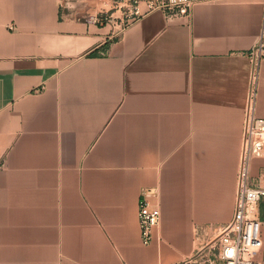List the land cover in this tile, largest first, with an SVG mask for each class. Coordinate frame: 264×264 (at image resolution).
Masks as SVG:
<instances>
[{
    "label": "crops",
    "instance_id": "1",
    "mask_svg": "<svg viewBox=\"0 0 264 264\" xmlns=\"http://www.w3.org/2000/svg\"><path fill=\"white\" fill-rule=\"evenodd\" d=\"M118 14L0 0V264H174L234 215L264 0ZM250 173L264 185V157ZM142 196L161 211L149 243ZM259 217L264 264V196Z\"/></svg>",
    "mask_w": 264,
    "mask_h": 264
},
{
    "label": "built area",
    "instance_id": "2",
    "mask_svg": "<svg viewBox=\"0 0 264 264\" xmlns=\"http://www.w3.org/2000/svg\"><path fill=\"white\" fill-rule=\"evenodd\" d=\"M92 21H110L117 11L114 24L123 28L131 21L154 10L167 17L190 16L195 0H79ZM96 8L97 13H91ZM110 13V16H109ZM14 28V25H10ZM252 61L251 92L244 123L243 148L238 169L235 211L232 219L221 226L214 238L204 247L174 264H261L258 253L263 247L259 202L264 196V185L252 183L250 167L254 157H264V117L255 112V101L260 65L264 60V34L250 49ZM138 217L144 243L153 239L161 217L159 207L146 196L139 199Z\"/></svg>",
    "mask_w": 264,
    "mask_h": 264
}]
</instances>
